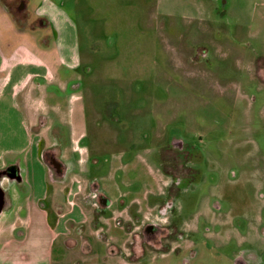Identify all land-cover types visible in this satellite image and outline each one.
<instances>
[{
    "label": "rangeland",
    "instance_id": "rangeland-1",
    "mask_svg": "<svg viewBox=\"0 0 264 264\" xmlns=\"http://www.w3.org/2000/svg\"><path fill=\"white\" fill-rule=\"evenodd\" d=\"M15 2L5 3L14 10ZM47 5L69 24L65 34L75 38L80 57L79 126L86 135L84 146H72L93 160L78 175L110 201L98 230L122 251L112 254L88 233L92 252L71 248L69 261L182 264L183 251L169 259L146 247L144 256L129 260V239L114 219L124 211L158 214L168 200L169 215L186 235L181 243L196 249L193 264H234L238 257L264 264V0H27L29 17ZM1 9L6 13L0 2L6 51L18 39ZM18 97L24 105L27 98ZM44 134L43 144L51 143ZM66 136L64 129V142ZM172 139L190 152L185 184L172 185L167 175L175 161ZM163 163L171 168L163 172ZM87 184H79L76 200L91 219L93 209H102L87 202ZM73 221L64 222L69 236H76Z\"/></svg>",
    "mask_w": 264,
    "mask_h": 264
},
{
    "label": "crops",
    "instance_id": "crops-1",
    "mask_svg": "<svg viewBox=\"0 0 264 264\" xmlns=\"http://www.w3.org/2000/svg\"><path fill=\"white\" fill-rule=\"evenodd\" d=\"M43 13L53 25L54 34L49 40L43 43L30 39L18 33L12 23L16 31L13 37L18 42L6 51L0 47V163L12 153L23 154L26 165L20 167L27 186L26 194H14L11 211L0 213V264H74L68 259L71 248L64 239L70 231L64 222L88 218L76 200L82 183L77 178L81 165H67L71 190L64 194L69 178L64 179V171L62 176H52L41 158L44 131L65 126L73 145L84 135L79 126V116L84 115L83 97L73 86L79 80L80 67L75 38L71 40L70 34H65L69 24L55 7L47 5L40 9ZM5 41L9 47L10 41ZM19 95L27 98H22L24 105ZM50 138L55 139L56 134L51 133ZM72 147L67 151L61 148L63 159L64 154H70L67 160L76 159Z\"/></svg>",
    "mask_w": 264,
    "mask_h": 264
},
{
    "label": "flooded vegetation",
    "instance_id": "flooded-vegetation-1",
    "mask_svg": "<svg viewBox=\"0 0 264 264\" xmlns=\"http://www.w3.org/2000/svg\"><path fill=\"white\" fill-rule=\"evenodd\" d=\"M0 2L4 6L6 14L11 19L18 33L26 35L27 37H30V39H36L38 42L49 40L54 34L53 25L47 14H40L39 10L35 18L32 19V17H29V12L27 11V0H17V3H14V10H11L10 6L8 7V5L5 3L6 0H0ZM18 25L21 27L24 26V28H18ZM40 27H43L45 32L41 35H36V29ZM191 59L194 60V58ZM79 78H81V76H79ZM78 81L73 86L79 89L80 83ZM64 129H66L67 135L65 142ZM46 133L49 138L51 133L56 134V138L53 139L54 142L52 144H45V141L43 144V139L46 136L41 139L43 144L41 147H44L41 148L42 162L43 165L48 167L49 171L50 169L53 170L54 175H52L59 177L62 176L64 171V179L70 178L69 176H71V172L66 175L67 165H81V173L85 172V166L90 164L93 160L92 155L89 156L90 160L86 161L82 158V151L75 148L74 151L76 152V159H74V161H70L67 160V158L69 159L68 156L64 157L63 159L62 155L60 154L61 148L64 147V150L67 151L71 149L70 146L72 147V143L68 138V128L65 126L64 128L55 127L51 130H48V132L46 130ZM85 135L86 134L84 132V135L81 137L77 145L81 144L84 146L82 142L85 138ZM170 145L172 148H169V151L175 153V161L174 165H172V170L167 172V175L171 181L170 183H172V185L185 184V181L190 178L191 172L193 171L192 168L188 166V157L190 155L188 146L182 143L179 139H172L170 141ZM43 152L45 153L46 160L43 158ZM0 165H2L0 166V188L3 191V201L0 213H2L4 210L10 212L13 205L14 194H18L20 191L25 194L27 193V186L23 183L24 177L21 174L22 169L20 167V165L26 164H21V157L18 153H12L11 156L7 155L6 158L2 160ZM169 166L170 165H164L163 163V172L164 168ZM173 166L175 170L173 169ZM81 175L83 174L79 175L81 182L88 181L87 186L89 189V194L86 197L87 202L93 206L96 204L102 210L99 211L98 208L93 209L91 219L87 218L85 221H78L77 223L74 221L71 222V229L74 228L76 236L66 237L64 239L65 244L70 248L79 247L78 250L80 253H91L92 248L88 242L87 234L95 233V235L99 236L100 239L106 241L112 254H121L122 251L120 250V247L113 242L112 238H108L104 231L98 230L100 229L99 226L100 222L102 221L99 218L101 217L103 208L108 207L110 205V201L106 198V196L99 192V189L95 185L94 181L88 179L85 180ZM167 183H169V180ZM172 210V202L167 200L159 204L157 210L158 214L151 213L139 216L137 213H134V215L126 214L128 212L124 211L122 215H118L114 218L116 223L126 231V238L129 239L128 244L131 250L128 255L129 260L133 259L135 261L137 258L144 256L146 253L145 249L147 248L148 252L151 251L169 259L183 251L185 255L183 256L182 264H193L192 261L196 257V249L193 246V243L190 241H187L185 244L181 243V240L186 235L178 228V222L176 221L175 217L169 215V212ZM86 221H88L87 225H85ZM78 260L79 259H77V261ZM151 260H153V258ZM234 264H253V260L248 261L247 259H244V257H238Z\"/></svg>",
    "mask_w": 264,
    "mask_h": 264
},
{
    "label": "water",
    "instance_id": "water-1",
    "mask_svg": "<svg viewBox=\"0 0 264 264\" xmlns=\"http://www.w3.org/2000/svg\"><path fill=\"white\" fill-rule=\"evenodd\" d=\"M2 201H3V191L0 188V212H1Z\"/></svg>",
    "mask_w": 264,
    "mask_h": 264
}]
</instances>
